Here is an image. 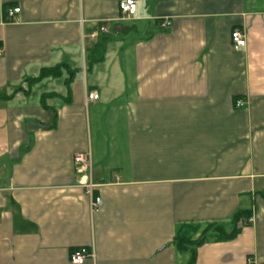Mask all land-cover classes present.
<instances>
[{
	"label": "crops",
	"instance_id": "crops-1",
	"mask_svg": "<svg viewBox=\"0 0 264 264\" xmlns=\"http://www.w3.org/2000/svg\"><path fill=\"white\" fill-rule=\"evenodd\" d=\"M119 1L0 0V264H185L179 226L240 211L194 264H264V0Z\"/></svg>",
	"mask_w": 264,
	"mask_h": 264
},
{
	"label": "built area",
	"instance_id": "built-area-1",
	"mask_svg": "<svg viewBox=\"0 0 264 264\" xmlns=\"http://www.w3.org/2000/svg\"><path fill=\"white\" fill-rule=\"evenodd\" d=\"M20 9H11L7 12V18L12 19L15 14H18ZM118 11L124 17L132 18L137 12V3L135 0H121L118 4ZM168 26L167 23L162 24V27ZM108 32L104 25H99L96 29L84 36V39L96 40L99 36L105 35ZM230 40L235 48H244L246 41L243 34L239 30H234L230 34ZM89 101L98 99L95 93L87 95ZM241 103L237 102L236 107H240ZM73 164L76 168V173L79 176L78 185L83 187L87 195L92 198L90 209L96 210L100 208L102 202L99 197H93V191L96 186L91 181V159L89 154H76L73 157ZM93 253L85 248H79L72 252L69 257L70 264H86L90 259H93Z\"/></svg>",
	"mask_w": 264,
	"mask_h": 264
},
{
	"label": "trees",
	"instance_id": "trees-1",
	"mask_svg": "<svg viewBox=\"0 0 264 264\" xmlns=\"http://www.w3.org/2000/svg\"><path fill=\"white\" fill-rule=\"evenodd\" d=\"M105 37V36H104ZM97 40L99 44L97 45L100 47L102 43H104L105 38ZM60 68L55 67L52 69H44L41 71L39 75V79L48 78V77H58ZM36 80H30V84L35 82ZM250 212H238L237 215H234V218L231 219L232 230L230 233L224 232V228L220 225L209 224L206 225L205 229H203L197 238V240L191 241L188 236L192 235L193 233L196 234L198 232L199 227L193 225H181L176 229L174 234L172 243L175 250L178 253H186L189 254V258L185 264H194L195 263V250L202 246L204 243L208 241H217V242H226L229 240L234 239L237 234L240 233V227H238V223L242 221L243 225H246L248 219H250ZM191 231V232H190ZM190 233V235H188Z\"/></svg>",
	"mask_w": 264,
	"mask_h": 264
},
{
	"label": "rangeland",
	"instance_id": "rangeland-1",
	"mask_svg": "<svg viewBox=\"0 0 264 264\" xmlns=\"http://www.w3.org/2000/svg\"><path fill=\"white\" fill-rule=\"evenodd\" d=\"M193 226H198L199 227V230H198V232H196V234H194V233L192 235H190V233L188 234V235H190V236H188V238L191 241L197 240V238L199 237L201 231L203 229H205V227H206V225L205 226L204 225H193ZM186 258H187V255H181V258H180L181 259V262H185L186 261Z\"/></svg>",
	"mask_w": 264,
	"mask_h": 264
},
{
	"label": "water",
	"instance_id": "water-1",
	"mask_svg": "<svg viewBox=\"0 0 264 264\" xmlns=\"http://www.w3.org/2000/svg\"><path fill=\"white\" fill-rule=\"evenodd\" d=\"M161 249H163V247H161Z\"/></svg>",
	"mask_w": 264,
	"mask_h": 264
}]
</instances>
